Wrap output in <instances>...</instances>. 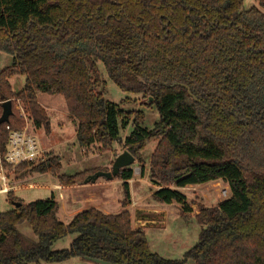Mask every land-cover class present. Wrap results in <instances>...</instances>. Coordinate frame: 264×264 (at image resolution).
Returning <instances> with one entry per match:
<instances>
[{"label":"trees","instance_id":"1","mask_svg":"<svg viewBox=\"0 0 264 264\" xmlns=\"http://www.w3.org/2000/svg\"><path fill=\"white\" fill-rule=\"evenodd\" d=\"M257 1L264 9V0ZM243 3L0 0V53L12 56V64L0 71V118L5 102L13 108L9 122L0 125L2 158L10 132L24 126L18 101L35 129L50 134L49 116L38 102L39 94H50L63 98L77 122L83 151L96 145L109 149L131 124L123 147L144 174L142 152L157 141L150 160L156 203H185L180 190L189 186L222 181L230 190L216 207L199 206L198 242L183 260L154 253L145 231L134 227L127 210L132 166L113 179L122 182L125 193L118 214L89 208L65 224L54 197L24 203L10 191L14 207L0 212V264L73 258L112 264H264V13L255 7L246 11ZM100 64L122 92L152 99L147 107L158 113L152 130L143 126L144 112H128L106 100ZM18 76L25 84L14 91ZM4 167L17 179L51 174L62 187L98 170L61 175V158L51 154L38 163ZM23 224L36 241L20 232ZM71 234L76 238L68 248L53 249Z\"/></svg>","mask_w":264,"mask_h":264},{"label":"rangeland","instance_id":"2","mask_svg":"<svg viewBox=\"0 0 264 264\" xmlns=\"http://www.w3.org/2000/svg\"><path fill=\"white\" fill-rule=\"evenodd\" d=\"M258 8L264 13V9L259 6L257 0H244L243 9ZM12 64V56L0 53V71ZM103 79L106 81L105 98L107 101L120 104L125 111H142L145 113L144 127L152 130L158 121V113L155 106L148 108L152 104L148 103V99L139 94H131L122 92L107 76L106 70L102 64L99 65ZM25 84V77L18 76L12 80L14 91H20ZM128 100L126 104H121ZM38 102L46 110L50 119L51 132L47 134L44 129H35L32 121L29 119L30 130L37 140L39 150L42 152L43 160L51 155H57L61 158L62 168L61 175L74 176L80 172L96 170L94 173L110 172L116 158L127 151L123 147V140L132 131L130 124L126 129H121V142L114 143L109 149H102L99 145L92 147L89 151H83L79 146L76 138L77 122L67 113L61 96H53L50 94H39ZM19 112L21 104L18 103ZM28 117V115H27ZM29 118V117H28ZM25 126V121H24ZM157 141H151L146 145L142 152V157L146 162L145 172L141 174V169L135 163L132 165L134 169V177L131 180L130 192L133 206L129 209L133 223L135 219L142 220L148 243L151 250L163 258L169 260H183L185 253L194 247L199 238L201 226L197 222L195 215L199 212V206L216 207L219 203L230 197V190L225 182H213L200 186H189L181 189L180 192L185 195L186 202L183 204L173 203L171 205L156 203L153 194L156 187L150 181V160L156 148ZM107 167V168H98ZM100 169V170H99ZM94 173H90L92 175ZM89 175L80 179L77 184H81ZM16 174L11 173L10 178L13 183L19 182ZM29 178V179H28ZM27 182L21 183L14 190V196L26 203L36 200H45L54 197L61 204L59 212L60 220L68 224L71 221L70 213L72 207L63 210V205H67L68 200L76 196L77 202L84 206H99L103 201L105 209L110 214H118L122 211V201L125 199V193L122 182L117 180H106L100 178L96 183L101 186H93L89 183L83 186L81 197L72 193L69 189L58 191L55 189L59 185L57 178L51 174H31L26 177ZM29 185H34L30 188ZM3 184L0 180V188ZM226 191V195H224ZM62 194V199L60 195ZM71 195V196H69ZM75 195V196H74ZM94 195V196H92ZM89 203V204H88ZM13 204L8 201V194H0V212L13 209ZM81 207V206H79ZM82 209V208H80ZM100 210L103 211L102 208ZM186 212L184 213L183 212ZM105 212V211H104ZM147 212V213H146ZM146 214L148 216H146ZM150 214V215H149ZM136 222V221H135ZM28 239L36 241L31 228L27 224L19 227ZM76 238L71 234L66 238L58 241L54 246V250L68 248L70 243ZM52 264H97L86 258H73L62 263ZM186 264H194L192 260H188Z\"/></svg>","mask_w":264,"mask_h":264},{"label":"built area","instance_id":"3","mask_svg":"<svg viewBox=\"0 0 264 264\" xmlns=\"http://www.w3.org/2000/svg\"><path fill=\"white\" fill-rule=\"evenodd\" d=\"M17 103L20 104L19 101ZM19 117L23 122L25 121V126L10 132L7 152L4 158H2L0 152V180L3 184L2 188H0V194H8L10 192L4 164L15 169L23 164L38 163L43 160L37 140L30 130L29 118L22 107H20ZM226 193L227 192L224 191V195H226Z\"/></svg>","mask_w":264,"mask_h":264},{"label":"water","instance_id":"4","mask_svg":"<svg viewBox=\"0 0 264 264\" xmlns=\"http://www.w3.org/2000/svg\"><path fill=\"white\" fill-rule=\"evenodd\" d=\"M174 86L184 87L188 91L189 95L191 97L193 96L187 86L180 84V83H175ZM151 102H152V99L151 98L148 99V103H151ZM12 115H13L12 102L7 101L3 104V113L0 118V125L4 123H8ZM134 163H135V158L128 151H125L124 153H122L116 158V160L114 161L112 165V170L110 172H102V171L96 172L92 175H89L81 184L83 185H87L89 183L94 184L100 178H105L106 180L111 181L115 177H117L120 170L130 167ZM89 260H92L97 264H112V263L101 261L98 259H89Z\"/></svg>","mask_w":264,"mask_h":264},{"label":"crops","instance_id":"5","mask_svg":"<svg viewBox=\"0 0 264 264\" xmlns=\"http://www.w3.org/2000/svg\"><path fill=\"white\" fill-rule=\"evenodd\" d=\"M98 168H107V167H98ZM10 174L11 173H9V174H7V177L8 178H10ZM29 179V178H28ZM28 179H24V180H19V182H15V183H13L11 180H9V181H7V184H8V186H9V190L10 191H12L13 193H14V190L17 188V187H19V185H21V183H26L27 182V180ZM97 182V181H96ZM94 183V184H92L93 186H100V187H107V186H101L99 183ZM131 182V181H130ZM129 182V184L131 185V183ZM83 186H85V185H83V184H77V185H75V186H72V187H62V186H59V185H56L55 186V189H57L58 191H61V189H64V190H67V189H69V191H72V193H75V194H77L78 193V191H81V189L80 188H82ZM29 187L30 188H33L34 187V185H29ZM86 187V186H85ZM69 196H71V195H69ZM75 196V195H74ZM77 196H80L81 197V193H78V195ZM92 196H94V195H92ZM62 194L60 195V198L62 199ZM19 199V198H18ZM132 199H133V197H132ZM21 200V199H20ZM24 203H26L24 200H22ZM58 202V201H57ZM89 204V203H88ZM79 206H81V207H79ZM131 206H133V205H131ZM68 207H72V210H71V213H70V217H72V216H74L76 213H78V212H80V211H82V210H85V209H89V208H97V209H99L100 210V208H102L103 209V211H105L106 213H108V211L105 209V205H104V202L103 201H101L100 202V205L99 206H91V207H87V206H84V205H82L81 203H78L77 202V198H76V196L74 197V198H70L69 200H68V203H67V205H63V210L65 211H67L68 210ZM80 208H82V209H80ZM129 209H131V207H129ZM129 209H127L128 211H129ZM123 210V209H122ZM147 213V212H146ZM150 215V214H149ZM146 216H148L147 214H146ZM136 221V222H135ZM134 227H136V228H142L143 230L145 229V228H147V227H144L142 224H143V222H142V220H139V219H135L134 220Z\"/></svg>","mask_w":264,"mask_h":264}]
</instances>
